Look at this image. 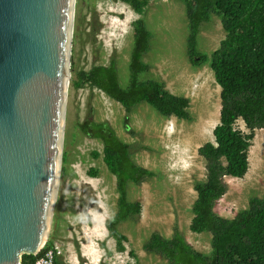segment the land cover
Returning a JSON list of instances; mask_svg holds the SVG:
<instances>
[{
    "label": "rangeland",
    "instance_id": "rangeland-1",
    "mask_svg": "<svg viewBox=\"0 0 264 264\" xmlns=\"http://www.w3.org/2000/svg\"><path fill=\"white\" fill-rule=\"evenodd\" d=\"M139 18L145 21L152 38L143 56L150 67L138 79L163 81L170 92L189 97V119L165 117L147 102L128 110L89 83L75 86L80 71H88L95 63H107L110 55L121 49L123 60L118 61L117 76L123 87L128 85L134 21ZM91 28L94 33L87 34ZM74 32L83 33L87 43L75 41L72 49L64 143L68 161L65 174L61 173L48 238L58 244L60 262L169 264L163 256L144 250L143 244L155 231L171 237L175 227L195 249L210 254L211 233L193 232L190 224L197 198L194 184L206 176L198 148L215 140L221 87L209 63L195 66L189 59V20L184 0H149L143 13L122 0H76ZM225 35L219 15L212 14L211 20L201 26L199 51L210 56ZM95 37L104 41L98 52L92 47L97 45ZM85 121L108 123L119 138L130 144L133 160L154 171L142 183H128V199L141 203V213L118 225L127 237L123 250L118 249L106 224L118 210L117 178L103 160L104 141L96 136H102L99 127L94 124L95 130L88 127L85 131ZM237 127L249 132L243 119L237 121ZM95 151L99 157H94ZM91 169H97L98 174H90ZM226 181L228 191L215 207L222 216L233 218L249 206L252 197L264 198V128L255 130L248 172L240 178L227 176Z\"/></svg>",
    "mask_w": 264,
    "mask_h": 264
},
{
    "label": "trees",
    "instance_id": "trees-1",
    "mask_svg": "<svg viewBox=\"0 0 264 264\" xmlns=\"http://www.w3.org/2000/svg\"><path fill=\"white\" fill-rule=\"evenodd\" d=\"M121 1V0H120ZM143 13L149 0H122ZM189 20L188 55L192 64L209 63L217 84L221 87L220 121L214 128V141L198 148L206 165V176L194 184L197 198L193 203V232H210L212 251H198L186 241L179 228L171 237L153 232L144 242L147 252L156 253L169 264H264V198L252 197L249 206L238 211L233 218L220 215L217 202L227 193V176L243 177L249 169V152L255 130L264 128V0H184ZM218 14L225 37L210 56L198 49V36L204 22ZM152 33L142 18L134 21V46L130 59L131 77L123 87L112 67H95L91 74L80 71L81 87L91 81L111 98L121 102L128 110L147 102L165 117L189 119L190 98L170 92L165 82L139 80L141 72L149 69L143 56L150 49ZM243 119L249 132L237 127ZM96 125L104 141L103 160L116 175L119 192L118 210L106 224L116 239L119 250L127 238L118 225L141 213V203L128 199V183H142L154 171L139 165L132 158L130 144L119 138L106 122H87L84 130ZM95 130V129H94ZM96 133V132H94ZM94 157L100 153L95 151ZM67 152H64L62 172L65 174ZM90 174L97 175L95 169ZM53 246L49 239L37 254L23 253L22 264H35ZM55 264H62L56 252ZM141 264V263H130Z\"/></svg>",
    "mask_w": 264,
    "mask_h": 264
},
{
    "label": "water",
    "instance_id": "water-1",
    "mask_svg": "<svg viewBox=\"0 0 264 264\" xmlns=\"http://www.w3.org/2000/svg\"><path fill=\"white\" fill-rule=\"evenodd\" d=\"M76 0H0V264L48 241L64 158Z\"/></svg>",
    "mask_w": 264,
    "mask_h": 264
},
{
    "label": "flooded vegetation",
    "instance_id": "flooded-vegetation-1",
    "mask_svg": "<svg viewBox=\"0 0 264 264\" xmlns=\"http://www.w3.org/2000/svg\"><path fill=\"white\" fill-rule=\"evenodd\" d=\"M95 29V28H94ZM98 30V27L96 28V31ZM92 33H94V31H93V29L91 28V31H90V33H87V34H92ZM97 34H98V32H97ZM86 37H87V35H86ZM85 39V40H84ZM98 39V40H97ZM96 39V37L94 38V40H95V43H97V45H92V47L94 48V50H95V52H98V51H96L97 49H101V48H103V44H104V41L102 40V39H100L99 40V38H97ZM75 41H77V44H79L80 42H83L84 41V43H87V40H86V38L85 37H83V33H81V35H80V33L78 32V33H76L75 34V32H74V36H73V47H74V45H75ZM103 43V44H102ZM100 44V45H99ZM113 46V45H112ZM76 47H77V45H76ZM75 48V47H74ZM93 48H92V51H93ZM104 52V51H103ZM93 53H94V51H93ZM118 53H120V56H119V54ZM118 53H116V55H114V52L110 55V57L108 58V62L107 63H103V64H101V63H95V64H92L91 65V67L88 69V71H86V72H88L89 74H91L92 73V71H93V69L95 68V67H98V66H104V67H112V68H114V70H115V72L118 74V61H120V60H123V57H122V54H123V49H121V51H119ZM98 53H95V55H97ZM98 61V60H97ZM87 83H89V84H91V81H89V82H87ZM93 85V84H92ZM94 87H97V88H100V87H98V86H96V85H93ZM101 89V88H100ZM102 91H104L103 89H101ZM105 92V91H104ZM106 93V92H105ZM97 170V169H96ZM98 172V171H97Z\"/></svg>",
    "mask_w": 264,
    "mask_h": 264
},
{
    "label": "built area",
    "instance_id": "built-area-1",
    "mask_svg": "<svg viewBox=\"0 0 264 264\" xmlns=\"http://www.w3.org/2000/svg\"><path fill=\"white\" fill-rule=\"evenodd\" d=\"M58 248V244L53 242L52 248L47 251L44 256L39 258L35 264H55L56 252L58 255L61 254L60 251H57Z\"/></svg>",
    "mask_w": 264,
    "mask_h": 264
},
{
    "label": "clouds",
    "instance_id": "clouds-1",
    "mask_svg": "<svg viewBox=\"0 0 264 264\" xmlns=\"http://www.w3.org/2000/svg\"><path fill=\"white\" fill-rule=\"evenodd\" d=\"M62 175V174H61ZM46 245V244H45Z\"/></svg>",
    "mask_w": 264,
    "mask_h": 264
}]
</instances>
